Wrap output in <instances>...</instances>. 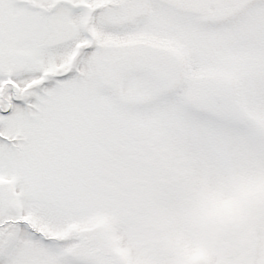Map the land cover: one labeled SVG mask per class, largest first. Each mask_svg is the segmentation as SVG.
Returning a JSON list of instances; mask_svg holds the SVG:
<instances>
[{
	"label": "snow or ice",
	"instance_id": "6c2138e0",
	"mask_svg": "<svg viewBox=\"0 0 264 264\" xmlns=\"http://www.w3.org/2000/svg\"><path fill=\"white\" fill-rule=\"evenodd\" d=\"M0 264H264V0H0Z\"/></svg>",
	"mask_w": 264,
	"mask_h": 264
}]
</instances>
